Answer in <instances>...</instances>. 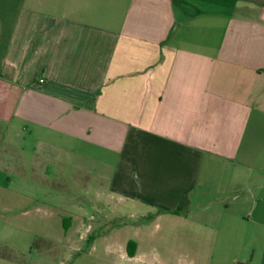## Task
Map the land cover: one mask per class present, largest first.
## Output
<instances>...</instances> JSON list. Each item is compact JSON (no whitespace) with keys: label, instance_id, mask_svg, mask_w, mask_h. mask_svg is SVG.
Wrapping results in <instances>:
<instances>
[{"label":"crops","instance_id":"crops-1","mask_svg":"<svg viewBox=\"0 0 264 264\" xmlns=\"http://www.w3.org/2000/svg\"><path fill=\"white\" fill-rule=\"evenodd\" d=\"M49 165L102 205L71 264H264V0H0V210ZM31 228L0 264H63Z\"/></svg>","mask_w":264,"mask_h":264},{"label":"rangeland","instance_id":"rangeland-1","mask_svg":"<svg viewBox=\"0 0 264 264\" xmlns=\"http://www.w3.org/2000/svg\"><path fill=\"white\" fill-rule=\"evenodd\" d=\"M15 140L17 144H22L23 142L21 138L18 139L16 137ZM32 144H30L29 147L31 151L33 148ZM47 171L46 181L41 184V190L44 189L46 193L41 192L40 195L33 197L35 200H37V202H31L29 204V211H31L30 214L28 216H23L22 212H16L13 214L8 211L2 212L0 210V223L14 221L31 224L32 228L29 237L32 241L34 239H37L39 235L52 237V239H62L61 245L46 244L41 247L37 245L32 247V252H36L35 250H37V247H40V252L42 254H46L47 256L52 255L53 257L55 255V258L57 257L55 260L53 258L55 262L58 263L61 259L63 264H71V251H69L68 248L67 238L77 237L76 231H78L79 229L76 227L77 223H79L80 221H83L86 224L97 223L101 221L102 205L98 202V198L94 195V192L92 190L91 194H85V188L87 187L89 181L84 174L79 176V178L77 177L79 179L77 180L73 178L74 176H77L76 173L72 174L70 173V171L66 176L61 175V173L57 172L56 166L54 165H49ZM21 172L22 169H19V167L15 169L14 174L18 177V179H21ZM13 188L22 189L21 180H17L16 178L11 189ZM76 192L79 193L76 194L77 196L74 195V193ZM20 200L21 202H17L16 206H18L17 208L19 209H23V206H25V202L22 199ZM77 205L81 206L83 210H81L80 212H75L77 211L75 209V206ZM36 208H38L39 211H36ZM76 215H78V217ZM117 216L113 215L112 217L114 218ZM39 222H46L48 224L45 230H39L38 227H33V225H37ZM149 224L150 231L155 233V223L149 222ZM85 230L86 228H84L83 231ZM4 231L5 230H0V238L3 236ZM157 231L158 236H162V233L165 232V229H157ZM165 246L166 242H163L159 245V249L163 253L165 252ZM85 249L86 250H84V253L87 252L86 247ZM15 253L17 252L15 251ZM161 257L159 256V258H157V264H169V262L164 259L165 253L161 255ZM82 258L83 259L79 264L91 263L86 259L85 256H83ZM171 264H177V262H171Z\"/></svg>","mask_w":264,"mask_h":264},{"label":"built area","instance_id":"built-area-1","mask_svg":"<svg viewBox=\"0 0 264 264\" xmlns=\"http://www.w3.org/2000/svg\"><path fill=\"white\" fill-rule=\"evenodd\" d=\"M40 82H43V80H40Z\"/></svg>","mask_w":264,"mask_h":264}]
</instances>
